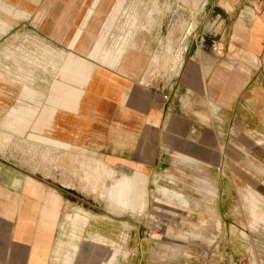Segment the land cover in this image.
Instances as JSON below:
<instances>
[{"label": "crops", "instance_id": "1", "mask_svg": "<svg viewBox=\"0 0 264 264\" xmlns=\"http://www.w3.org/2000/svg\"><path fill=\"white\" fill-rule=\"evenodd\" d=\"M99 1H93L84 19L81 3L0 0V121L8 126L2 133L29 135L64 149H81L67 138H85L93 146L104 136L107 156L137 168L141 177L148 171L153 184L160 182L159 172L175 165V157L219 169L216 159L228 150V129L242 120L243 97L264 98V0L205 3L209 14L186 37L178 69L159 82L147 84L145 74L93 62L77 109L70 110L64 107L60 75L65 60L53 63L56 77L50 84V52L65 55L68 49L69 57L81 61L106 52L112 65L114 56L122 57L124 45L105 49L124 0L113 5L94 44L82 45V38L95 39L84 28ZM55 82L58 109L50 112ZM55 120L60 138L43 132L51 133ZM47 184L0 160V264H37L35 245L51 250L63 196ZM218 193L224 200L226 192ZM68 257L64 261L71 264L74 256Z\"/></svg>", "mask_w": 264, "mask_h": 264}, {"label": "rangeland", "instance_id": "2", "mask_svg": "<svg viewBox=\"0 0 264 264\" xmlns=\"http://www.w3.org/2000/svg\"><path fill=\"white\" fill-rule=\"evenodd\" d=\"M63 1L81 3L84 18L94 0ZM116 2L97 3L84 28L95 39L82 38V45L94 44ZM205 3L217 0H124L106 35L105 50L124 45L115 65L105 59L106 52L81 61L69 57L68 49L65 55L51 51L50 84L56 77L53 63L65 60L60 73L64 107L77 109L93 62L145 74L147 84L174 73L184 58L186 37L209 14ZM57 86L51 88L50 112L58 109ZM245 99L242 120L228 129V150L216 159L219 169L175 157L173 167L157 174L156 184L148 171L141 177L137 168L107 156L104 136L93 146L85 138H67L81 149H64L29 135L7 136L2 131L8 126L0 121V160L63 196L51 250L35 245L37 264H66L65 254L74 256L71 264H264V98ZM57 128L55 120L51 133L43 132L60 138ZM219 191L226 192L224 200L217 198Z\"/></svg>", "mask_w": 264, "mask_h": 264}]
</instances>
